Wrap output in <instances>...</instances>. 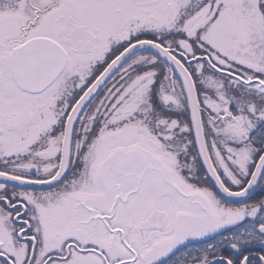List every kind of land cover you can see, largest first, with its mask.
Masks as SVG:
<instances>
[{
  "label": "snow or ice",
  "instance_id": "snow-or-ice-1",
  "mask_svg": "<svg viewBox=\"0 0 264 264\" xmlns=\"http://www.w3.org/2000/svg\"><path fill=\"white\" fill-rule=\"evenodd\" d=\"M0 264H264V0H0Z\"/></svg>",
  "mask_w": 264,
  "mask_h": 264
}]
</instances>
